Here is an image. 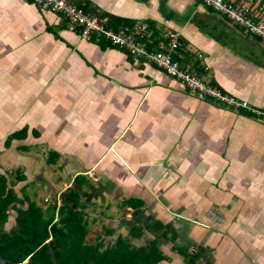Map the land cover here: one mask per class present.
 Instances as JSON below:
<instances>
[{"label": "crops", "instance_id": "crops-1", "mask_svg": "<svg viewBox=\"0 0 264 264\" xmlns=\"http://www.w3.org/2000/svg\"><path fill=\"white\" fill-rule=\"evenodd\" d=\"M71 1L107 15L112 28L147 22L149 48L161 32H180L179 65L262 114L199 99L102 36L81 39L60 13L32 0H0V177L20 201L9 205L1 229L16 231L17 209L29 201L59 206L82 174L97 177L117 204L100 213L107 214L102 220L88 216L93 241L104 228L112 232L107 242L125 235L124 223L115 225L134 212L122 203L136 197L156 203L165 223L192 222L182 232L196 245L170 242L167 252L170 228L159 239L168 258L157 264L183 257L179 246L200 247L213 264H264V40L198 0ZM254 10L264 21V9ZM179 182L189 194H181ZM94 220L101 229L91 227Z\"/></svg>", "mask_w": 264, "mask_h": 264}, {"label": "trees", "instance_id": "trees-1", "mask_svg": "<svg viewBox=\"0 0 264 264\" xmlns=\"http://www.w3.org/2000/svg\"><path fill=\"white\" fill-rule=\"evenodd\" d=\"M90 184L88 177L76 175L71 186L61 194V204L48 205L45 209L34 201L26 208H18L16 216L17 230L11 233L1 229L7 220V209L16 200L11 190L6 189L5 177H0V244L8 259H17L24 264H157L168 256L160 247V237L167 238L171 229L161 219H154L149 229L152 237H146L143 243L136 245L130 238L141 239L145 234L142 225L133 223L128 235L118 234L110 242L102 235L89 241L88 214L86 201H82V191ZM122 206L143 211L145 202L130 197ZM174 234V232H172ZM185 264H213L210 256H205L200 247L194 252L183 248Z\"/></svg>", "mask_w": 264, "mask_h": 264}, {"label": "built area", "instance_id": "built-area-1", "mask_svg": "<svg viewBox=\"0 0 264 264\" xmlns=\"http://www.w3.org/2000/svg\"><path fill=\"white\" fill-rule=\"evenodd\" d=\"M198 1L224 14L234 23L264 40V21L258 18V13L254 10L255 7L259 11L263 10L264 4H255L253 0ZM32 2L42 9L60 13L67 22V28L77 31L81 39L89 40L94 35L102 36L111 45L124 49L133 60L141 59L162 68L167 75L178 80L199 99H212L232 109L243 107L253 114H262L260 110L251 107L247 101L236 99L220 87L206 83L197 73L183 69L178 61L182 57L179 52L181 39L178 31L167 29L161 32L156 46L149 48L146 38L148 23L145 21L120 24L112 28L107 15L86 13L71 0H32ZM44 201L48 202L49 196L45 197Z\"/></svg>", "mask_w": 264, "mask_h": 264}, {"label": "rangeland", "instance_id": "rangeland-1", "mask_svg": "<svg viewBox=\"0 0 264 264\" xmlns=\"http://www.w3.org/2000/svg\"><path fill=\"white\" fill-rule=\"evenodd\" d=\"M174 171H171V173L169 174V177H171V178H173L174 179ZM70 180V173H68V174H65V176H64V178H63V181H66V182H68ZM89 180V179H88ZM167 180H168V178H167ZM63 181H61L60 183H59V186L61 187L62 186V182ZM178 181H180V180H178ZM35 183L37 182V180L35 179V181H34ZM89 182H91L90 180H89ZM180 184H178L179 186H178V188H180V189H182V191H181V194L183 195V194H185V193H188L189 194V192L187 191V187L184 185L185 183H182V182H179ZM86 199V198H85ZM111 198L107 195L106 196V198L104 199V200H102V199H98L97 200V202H96V198H94V199H91V201H88L87 202V205L88 206H90V207H88L87 209H88V211H86L87 212V214H88V216L89 215H95L96 217H98L99 218V220L101 219V218H103L104 219V217H107V214H100L101 212H104V213H106V212H108V211H110L111 210V208H112V206H116L117 204H115V203H113V202H111V200H110ZM149 202V201H148ZM95 203V204H94ZM159 204L160 205H164L165 204V202L164 201H159ZM156 205V203L154 204V202H150V203H148V205H146L145 207H144V210L143 211H137V209H134V212L132 211V212H130L129 214L128 213H123L122 214V216H121V218L119 219L118 218V222L116 223V225H115V223H113V222H108V221H103L105 224H107V225H109V224H111V225H115V226H117V224L118 225H121V224H123L124 223V225H125V228H126V226H131L133 223H135V224H139V225H142V227L144 228V230H145V234L143 235V237L140 239V240H138V241H135V242H137V243H140V242H143V241H145V239H146V237H152V234H151V232H150V229H149V225H150V223L154 220V219H156V218H158V215H157V213L154 211V206ZM96 206H99V207H101L102 209H99V211H97V213L96 214H94V212L93 211H95V208H96ZM108 206H110L109 208H108ZM163 210H166V208H163ZM126 211V210H125ZM127 212V211H126ZM175 219V218H174ZM173 218H172V220H174ZM88 220H90V219H88ZM102 220V219H101ZM166 222H167V219L165 218L164 219ZM172 220H170V221H172ZM95 221V220H94ZM176 221H179V226H181V227H179V226H177L176 224H174V221H173V224L172 223H170V224H167V226H168V228H172L175 232H174V234H173V238H170V239H163V247H164V249L168 252L169 251V245H170V242H176V244H178V243H180V244H184V245H187V244H193V245H196L195 243H193V240L191 239V237H186V236H184V234L185 233H183L182 231H183V229L184 228H186L187 227V225H189V224H191L192 222L189 220V219H186V218H176ZM93 222V221H92ZM95 223L96 224H93V225H91V227L92 228H102L101 227V222H99L98 220L97 221H95ZM113 223V224H112ZM91 224V223H90ZM105 227H107V226H105ZM125 228L123 229V233L125 234V235H128L127 234V230H125ZM128 228V227H127ZM126 228V229H127ZM93 235V234H92ZM91 234H89L87 237L89 238V239H92L94 236H92ZM135 240V239H134ZM92 241H93V239H92ZM176 244H175V246H176ZM174 246V245H173ZM177 246H179V245H177ZM178 250H183V246H179L178 248H177ZM184 257V256H183ZM183 257L181 256V258H178L177 260H174V263L173 264H185L184 263V259H183ZM184 260V261H183ZM163 262H161V263H159V264H162Z\"/></svg>", "mask_w": 264, "mask_h": 264}, {"label": "water", "instance_id": "water-1", "mask_svg": "<svg viewBox=\"0 0 264 264\" xmlns=\"http://www.w3.org/2000/svg\"><path fill=\"white\" fill-rule=\"evenodd\" d=\"M90 184L87 186V189L82 191V195L85 196L86 200L89 201L92 198L105 199L104 191L106 186L101 185V182L97 177L93 178ZM25 262L19 263L17 259H8L3 254V247L0 244V264H24Z\"/></svg>", "mask_w": 264, "mask_h": 264}, {"label": "flooded vegetation", "instance_id": "flooded-vegetation-1", "mask_svg": "<svg viewBox=\"0 0 264 264\" xmlns=\"http://www.w3.org/2000/svg\"><path fill=\"white\" fill-rule=\"evenodd\" d=\"M87 189V188H86Z\"/></svg>", "mask_w": 264, "mask_h": 264}]
</instances>
